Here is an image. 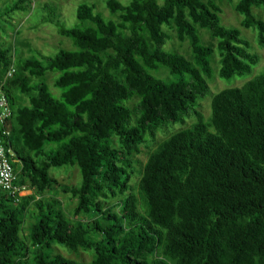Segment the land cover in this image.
I'll return each mask as SVG.
<instances>
[{
    "label": "trees",
    "instance_id": "obj_1",
    "mask_svg": "<svg viewBox=\"0 0 264 264\" xmlns=\"http://www.w3.org/2000/svg\"><path fill=\"white\" fill-rule=\"evenodd\" d=\"M224 1L235 2L241 27L264 48V21L253 12L264 0ZM27 2L17 0L0 19L29 11ZM105 4L118 21L80 5L81 25L59 29L72 51L24 59L15 41L0 48V85L14 67L4 85L12 111L6 145L17 184L33 191L18 203L0 194V264H79L53 254L54 246L91 253L90 264H264V71L213 95L207 120L199 110L212 95L215 55L225 81L251 75L258 55L239 30L221 24L210 0ZM199 30L215 48L203 45ZM169 31L188 41L190 60L165 50ZM161 69L170 79L153 74ZM47 74L57 75L59 96ZM175 125L137 173L141 148ZM64 166L79 170V186L49 176ZM54 187L76 201L70 217L56 196H44Z\"/></svg>",
    "mask_w": 264,
    "mask_h": 264
},
{
    "label": "rangeland",
    "instance_id": "obj_2",
    "mask_svg": "<svg viewBox=\"0 0 264 264\" xmlns=\"http://www.w3.org/2000/svg\"><path fill=\"white\" fill-rule=\"evenodd\" d=\"M17 0H0V11L6 7L11 6ZM123 5H128L132 0H118ZM163 1V0H161ZM207 2L208 0H203ZM213 1L221 9V24L226 28H233L240 31L243 39L248 41L251 45V52L258 55L259 63L253 68L251 75L245 77L233 78L229 81L221 80L217 74L219 71V57L214 56L212 66L214 69V77L209 82V87L212 95L208 96L199 104V110L203 114L205 120L210 116V103L213 95L218 92L228 89L241 87L245 82L249 81L255 76L260 75L264 71V48H259L256 43V33L252 30L244 29L241 27L242 18L235 10V2L229 3L224 0H210ZM29 11L25 13L15 12L11 16H6L0 19V48L8 49L13 45L14 41L17 42L15 46L16 53H19L24 59L31 57H54L61 50L72 51L74 47L70 40L59 35V29H73L80 26V22L76 18V11L80 5H94L96 12L101 13L105 19L118 21L117 16H112L108 12L105 0H29L27 2ZM254 14L258 19L264 21V10L254 9ZM172 39L168 42L165 50L169 53L179 54L187 59H191V48L188 41L180 43L174 31H169ZM199 35L202 43L205 46L215 48L217 40L214 39L207 31L199 30ZM18 62V61H17ZM157 78L168 80L170 79L169 73L165 69L153 73ZM56 74H47L45 82L49 91L59 96V90L54 88V81ZM24 103L27 104L25 99ZM137 99L131 102V107L135 105ZM193 120H188L184 128L193 124ZM179 125H175L166 134H160L154 145L147 148H141V153L134 158V170L141 173L143 166L146 163L149 154L156 148L157 144L162 142L172 133L178 131ZM113 145H117L116 139L113 140ZM49 176L54 178L58 184L64 187H75L81 183V175L76 167H61L51 168ZM133 193L137 196V183L138 178L131 180ZM24 189L21 192V197L30 196L33 191L30 190L28 184L23 185ZM56 192V194H55ZM46 198L56 196L61 201V208L65 211L66 215L70 217L72 209L76 206V201L61 192L57 187L53 191L44 194ZM31 220H26L21 229V236L26 242L28 241V234L30 230ZM53 254H61L67 259L74 260L79 264H90L92 261V254L88 252L79 251L78 253H71L67 249L54 246L51 250Z\"/></svg>",
    "mask_w": 264,
    "mask_h": 264
},
{
    "label": "built area",
    "instance_id": "obj_3",
    "mask_svg": "<svg viewBox=\"0 0 264 264\" xmlns=\"http://www.w3.org/2000/svg\"><path fill=\"white\" fill-rule=\"evenodd\" d=\"M13 74L14 67L11 66L5 75L4 82L0 85V194L7 195L15 203H18L24 187L17 184L18 177L10 162L13 153L10 147L6 145L11 136L7 125L12 116V111L4 91V85L13 77Z\"/></svg>",
    "mask_w": 264,
    "mask_h": 264
}]
</instances>
